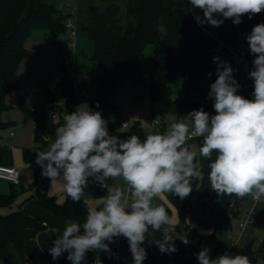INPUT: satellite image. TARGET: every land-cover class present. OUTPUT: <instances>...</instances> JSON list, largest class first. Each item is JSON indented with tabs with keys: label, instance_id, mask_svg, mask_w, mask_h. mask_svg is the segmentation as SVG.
Segmentation results:
<instances>
[{
	"label": "clouds",
	"instance_id": "clouds-1",
	"mask_svg": "<svg viewBox=\"0 0 264 264\" xmlns=\"http://www.w3.org/2000/svg\"><path fill=\"white\" fill-rule=\"evenodd\" d=\"M190 4L215 27L223 23L219 16L239 25L244 15L251 19L264 11V0H190ZM158 31L166 33L163 23ZM247 43L255 57L249 72L254 82L251 98L238 94L240 85L230 64L213 57L217 79L208 96L214 101L215 115L193 110L172 122L167 131L151 132L143 141L137 135L126 140L110 135L108 122L87 105L63 116L54 141L36 153L42 175L60 183L74 202L81 199L89 179L106 188L107 195L101 198V206L87 208L82 225L67 223L49 249L53 260L67 252L72 264H81L88 251L107 252L113 238L123 236L134 264H143L147 253L142 244L157 231H162V238L153 242L161 253L176 252V238L187 245V235L175 234L168 211L154 201L165 193L181 200L190 195L193 180L204 179L198 156L210 161V188L218 196H250L264 202V23L253 27ZM200 137V146L189 143ZM116 178L125 187L109 186L107 181ZM209 253L204 248L197 254L199 264H252L247 255L225 253L212 259Z\"/></svg>",
	"mask_w": 264,
	"mask_h": 264
},
{
	"label": "trees",
	"instance_id": "trees-1",
	"mask_svg": "<svg viewBox=\"0 0 264 264\" xmlns=\"http://www.w3.org/2000/svg\"><path fill=\"white\" fill-rule=\"evenodd\" d=\"M120 1L124 5L120 4ZM61 3L75 8V26L78 37H86L94 42L92 58L96 60L102 70L98 75L97 90L93 101L88 106L93 111L102 110L112 103L111 94L118 85L128 78H135L149 92L151 113L155 116L174 115L186 116L193 110L203 109L210 115H215L212 103H204L200 98L184 100L173 97L174 58L190 37L187 25V11L182 2L176 6H167L164 0H74L68 5L67 0H0V130L9 127L12 122L3 120L2 114L9 108L6 102L8 93L21 88L18 68L22 60L33 55L25 47V42L36 30H48L57 37L67 30L68 18L72 12L60 8ZM69 7V8H70ZM122 7L125 11L122 12ZM200 20L210 28L216 38L231 47H237L238 33L242 29L233 23L232 19L217 17L223 23L219 27L212 26L203 20V12L195 9ZM163 23L166 33L158 31V25ZM254 23H248L247 28H253ZM152 44L153 68L145 75L143 73L142 55L146 47ZM213 57L209 56L212 64ZM253 64H248V74L253 70ZM185 75L192 81L196 78L197 70L191 60L187 61ZM217 79V71L213 73ZM64 107L53 101V110L61 115L71 114L79 107L75 93L74 76L63 62L59 66ZM252 91L246 98H251ZM116 125L108 130L110 135L117 133ZM127 136L137 135L143 141L147 132L139 121H135ZM53 142L38 119L34 127V143L46 150ZM35 147L25 148L24 159L32 164L34 180L30 188H34V198L38 204L66 219L84 222L89 205L82 194L78 202L65 197L59 202L56 195L50 193L52 180L42 175V169L36 164ZM2 158L0 156V162ZM198 180H193V190L184 199V207H189ZM27 189L13 186L9 193H0V207H10L17 197ZM93 196H104L102 186L89 179L84 191ZM66 195V194H65ZM224 201L223 212L237 215L243 198L222 195ZM48 229L39 217L33 216L19 207L7 214L0 213V260L13 264L9 242H13L17 250L24 254L26 234L32 230L34 234ZM147 253L143 264H163L157 261L150 252L146 239L142 244ZM121 248L131 257L130 246L126 238ZM133 258V257H132Z\"/></svg>",
	"mask_w": 264,
	"mask_h": 264
},
{
	"label": "crops",
	"instance_id": "crops-1",
	"mask_svg": "<svg viewBox=\"0 0 264 264\" xmlns=\"http://www.w3.org/2000/svg\"><path fill=\"white\" fill-rule=\"evenodd\" d=\"M164 1L166 5L170 7L176 6L178 2L183 3L187 11V25L190 30L188 41L175 55L174 77L178 72L185 73L188 60L195 61V55L190 50L193 41L198 42L201 55L205 53L208 58L209 52L212 54L218 52L219 60L221 59L222 62H226V57H229V53L224 51L227 45L219 41L213 33H210L211 31L208 30L210 28L205 26L201 20H197L198 16L195 9L191 6L190 0ZM67 2L68 5H71L73 0H67ZM69 7L70 6L64 8V10L70 12L71 9ZM42 31L47 33H39ZM65 32H67L68 35ZM65 32L55 37L48 30H36L25 42V47L33 52V55L24 58L18 68L17 74L21 82V88L11 91L6 96V102L9 108L4 112H11L10 118L7 120L12 122V126H17L20 131H18V134L13 131L10 132V137H15L14 140H16L11 146H6V148L2 147L0 144L1 163L5 165L23 166V151L26 147L33 145L34 142L36 119L40 121L52 141L55 139V130L64 123V121H56L46 109V107H52L53 101L57 102L58 98L62 96V92L58 95L56 91L54 92L51 89V86L56 80H59V66L63 62L67 64L68 61H70L73 66V71L70 72L73 76L77 75L81 50L85 44L82 39H78V36H72L68 29ZM233 64L235 67L233 68V77L238 80L242 73H240V67L244 66V63H238L237 57H235ZM99 74L100 72L98 70L97 75ZM76 89H79V85H75V93L80 106V103L83 104V100L76 92ZM116 90H120V93L127 94L133 101H137L139 92L144 91V93L148 95L147 103L150 106L148 90L135 78L124 80L119 84ZM88 95H90V92ZM198 98L202 101L204 100L201 91H199L196 97L186 96L183 99L195 100ZM183 117H176L173 115L155 116L151 113L150 109L148 119L139 116H129L130 119H128V121L131 123L139 121L147 134L155 132L156 130L163 133L167 131L172 122ZM3 120L5 119L3 118ZM32 121H34L33 134L31 138H28L26 132L23 131ZM120 123L121 121L116 123L117 133L113 135L117 136L120 140H126L129 138L126 132L122 133L118 130L119 128L121 129ZM126 129L128 131V128ZM31 141L32 144H30ZM202 141L203 138L200 137L194 138L189 141V143H195L197 146H200ZM8 142L9 140L4 141V143ZM35 151L37 152V149ZM215 156L216 153H213V160ZM197 162L202 169L204 179L202 181L198 180L189 207H184V199L181 200L174 194L165 193L157 197L154 201L165 207L168 211V215L173 219V224L176 225L175 234H186L189 243L185 245L180 239L176 238L174 243L177 251L174 253H161L158 246L153 241L162 238V231L154 232L146 237L147 246L153 257L163 264H199L197 254L204 248H208L210 250V258L212 259L225 253L229 255L242 254L247 255L252 261V264H264V259H262V253H264V231L258 229L257 220L259 217L253 219L252 216V218L249 219V214L252 208L257 204V201L252 199V205L250 204V199L242 201L237 215L223 212L224 201L222 195L218 196V194L210 188V181L208 179L210 161L198 156ZM32 178V171L30 169L26 171L23 167L21 182L16 184V186H26L32 181ZM107 183L109 186L125 187L121 178L108 180ZM12 186V182L0 179V193H9ZM54 187L52 182L50 193L56 195L59 202H64L66 195L62 186L58 188L59 191H61L59 193H64L60 198ZM102 188L105 193L104 196H106L107 189L104 187ZM32 194H34V189L26 190L17 197L12 206L0 207V213L2 214L10 213L21 207L29 214L39 217L48 225L47 230L37 234H34L32 230L27 231L24 254H21L17 250L13 242H9L13 264H72V262L67 259V252L63 253L58 259L53 260L49 253V249L54 246L53 241L62 234L67 223L77 222L82 225L83 222L74 219H66L50 212L38 204L34 198H31ZM83 196L89 206H101L100 201L103 196L96 197L86 192H83ZM176 214L179 220L176 219ZM49 229H53L57 237L50 235L48 233ZM149 231L151 232L152 230L149 229ZM81 234H83L82 227ZM124 238L123 236L113 238V241L109 243V251L107 252L99 249L88 251L81 264H89L90 261L95 259L101 260L105 264H134L131 255L121 248V243ZM106 243L108 242L106 241ZM113 251H118L117 260L112 257ZM0 264L7 263L4 260H0Z\"/></svg>",
	"mask_w": 264,
	"mask_h": 264
},
{
	"label": "rangeland",
	"instance_id": "rangeland-1",
	"mask_svg": "<svg viewBox=\"0 0 264 264\" xmlns=\"http://www.w3.org/2000/svg\"><path fill=\"white\" fill-rule=\"evenodd\" d=\"M49 1H52V0H49ZM120 4L124 5L122 1H120ZM124 11L125 9L124 7H122V12ZM241 19H242V22L240 23V26L242 27V29L238 33L237 43L243 44L241 55L245 57L246 62L244 63V66L240 67V73L241 72L242 73L239 79L236 81L240 85V88L238 89V94L245 96L247 92L245 91L244 86L248 82V79L250 77L248 74L247 67H248V64L255 59V57L250 53V48L247 43V37L251 33L253 28H247L246 25H248V23L250 22L254 24L264 23V11H262L259 14L254 15L251 19H249L247 15H244ZM208 30L211 31L210 33H213L211 29H208ZM39 33H47V32L42 31ZM65 33L68 35L67 32ZM78 39H82L85 44L83 45L82 50H81V58L79 59L80 63L78 65L77 75L74 76V82H75V85H79V89H76V92L79 94V96L83 100L82 101L83 104L80 103V106L81 105L89 106L97 90V80H98L97 71L99 70V72L102 73V70L100 69L99 63L92 58V55L94 52V42L86 37H78ZM198 46L199 44L196 41H193L192 45L190 46L191 47L190 50L195 55V58H196L195 61L192 60L197 70L196 78L192 81L189 77L185 75V73L183 74L181 72H178L173 79V84H172L173 85V97L177 99H183L186 96L196 97L197 93L201 91L202 96H204L203 101L206 103L209 102L213 104L214 101L213 99L209 98L208 93L210 91V85L215 81L213 73L214 71H217V63L212 62V64H210L209 57L207 58L205 53L201 55L200 49H199L200 47ZM224 51L229 53V57L228 56L226 57V62L230 64L232 68H235L233 61L235 60L236 54L233 52V49L227 46ZM153 53H154L153 45L149 44L143 53V73L145 75H148L152 71ZM212 55L213 54L209 52L208 56L211 57ZM220 62H222L221 59H220ZM67 65H68V69L70 71H73V66L70 63V61H68ZM209 73H211V75H209ZM51 89L54 92L56 91L58 95L61 94L62 90H61L60 79L56 80V82L51 86ZM116 89L111 94L112 104L107 105L101 112L102 117L108 122V130H110L114 124L120 121H123V120L128 121V119H130L129 116H139V117H143L144 119L149 118L150 106L147 103L148 95L144 93V91L139 92L137 101H133L131 100L130 96L122 92L120 93L119 92L120 90H116ZM89 92H90V95H88ZM60 97L58 98L57 102L59 103L60 106L64 107V98L62 100V96ZM10 113H11L10 111L4 112L3 118L5 120L9 119ZM56 113H57V117L55 118V120L64 121L63 116L65 115V113L63 112L61 115H59L58 112ZM7 121L9 122V120ZM33 124H34V121H32L28 125V127H26L23 131V132H26L28 138L29 137L31 138L33 134ZM118 130L122 133L127 132L126 127H122V126H121V129L119 128ZM12 131L18 134V131H20V129L17 126L16 127L12 126L11 124L6 129L0 130V144L2 147L11 146L12 144L16 142V140H14L15 137L14 138L10 137V132ZM8 140L10 143L9 142L4 143V141H8ZM30 144H32V141L30 142ZM30 147L31 148L35 147V150L37 149V152L43 150L40 147H37L34 142H33V145H31ZM30 147H26V148H30ZM22 163H23L22 167H24L26 171L28 169L32 171L33 178H32V181L28 183V185L19 186V187L16 186V188L21 189L20 187L22 188L24 187V189L33 190L34 188H30L31 183L34 180V170H33L32 164L25 159L23 160ZM53 184L55 186L54 189L56 190L60 198L64 193L63 194L59 193L61 191H59L58 188L59 186H62V185L58 182H56V184L55 182H53ZM245 197L246 198H244L243 201L250 199V204L252 205L253 204L252 198L250 196H245ZM251 205H250V208H251ZM253 209H254L253 219L259 217L257 220L258 229H261L264 231V202H257V204L254 206ZM262 257H263L262 259H264V253H262Z\"/></svg>",
	"mask_w": 264,
	"mask_h": 264
},
{
	"label": "built area",
	"instance_id": "built-area-1",
	"mask_svg": "<svg viewBox=\"0 0 264 264\" xmlns=\"http://www.w3.org/2000/svg\"><path fill=\"white\" fill-rule=\"evenodd\" d=\"M73 2H74V0H73ZM59 7L64 9L68 6L64 3H61L59 5ZM70 9H71L72 15L68 18L67 29L70 31L72 36L76 37L77 34H76V26H75V22H74V19H75L74 5L72 7H70ZM72 44H74V43H72ZM242 49H243V44L238 43L237 47L233 50V52L236 54L238 63H245L246 62L245 57H243L241 55ZM218 56H219L218 52H215L212 55V57H218ZM244 89L246 92H250V91L254 90V82L250 77L248 79V82L245 84ZM46 109L49 111L50 115L53 118L57 117V113L53 110V108L46 107ZM120 124L123 127L130 128L133 123H131L130 121H127V120H123V121H121ZM22 171H23L22 166L5 165V164L0 162V179H4V180H7V181L12 182V183L19 184L21 182V172ZM253 208L249 214V219H251L253 214H254ZM232 245H233V243H232ZM112 257H113V259L117 260L118 259V251H113ZM89 264H105V263L101 260L95 259V260L90 261Z\"/></svg>",
	"mask_w": 264,
	"mask_h": 264
},
{
	"label": "water",
	"instance_id": "water-1",
	"mask_svg": "<svg viewBox=\"0 0 264 264\" xmlns=\"http://www.w3.org/2000/svg\"><path fill=\"white\" fill-rule=\"evenodd\" d=\"M198 94V93H197ZM48 233L52 235L53 237H57L56 232L53 229H49Z\"/></svg>",
	"mask_w": 264,
	"mask_h": 264
}]
</instances>
